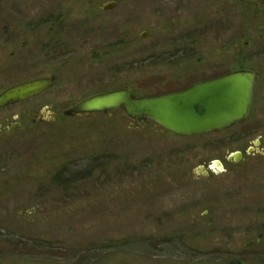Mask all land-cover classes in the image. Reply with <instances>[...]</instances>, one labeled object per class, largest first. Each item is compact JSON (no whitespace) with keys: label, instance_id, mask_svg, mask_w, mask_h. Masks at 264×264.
<instances>
[{"label":"rangeland","instance_id":"rangeland-1","mask_svg":"<svg viewBox=\"0 0 264 264\" xmlns=\"http://www.w3.org/2000/svg\"><path fill=\"white\" fill-rule=\"evenodd\" d=\"M200 1L0 0V93L57 76L0 110V249L264 264V8L204 0L197 23ZM237 70L256 75L253 106L224 131L178 136L122 109L62 115L95 94L156 96Z\"/></svg>","mask_w":264,"mask_h":264},{"label":"water","instance_id":"water-1","mask_svg":"<svg viewBox=\"0 0 264 264\" xmlns=\"http://www.w3.org/2000/svg\"><path fill=\"white\" fill-rule=\"evenodd\" d=\"M115 3L103 6L111 10ZM145 34L141 36L144 38ZM256 75L250 70L196 82L184 90L156 96L136 97L129 87L89 96L62 112L65 117L106 114L122 109L138 125L155 124L162 131L191 137L224 131L244 121L251 112ZM55 75L12 86L0 93V110L33 99L51 89ZM50 119L53 114H48ZM18 125V124H17ZM14 131L13 128H11ZM258 145V141L254 146ZM241 153L229 156L228 162H239ZM221 169L219 162L212 167ZM212 170V169H211Z\"/></svg>","mask_w":264,"mask_h":264},{"label":"flooded vegetation","instance_id":"flooded-vegetation-1","mask_svg":"<svg viewBox=\"0 0 264 264\" xmlns=\"http://www.w3.org/2000/svg\"><path fill=\"white\" fill-rule=\"evenodd\" d=\"M228 6L231 11L237 10V3H253L255 7H261L264 8V0H228ZM184 3V9L189 8L188 0H183ZM201 4H199V16H198V22L200 23L201 17L204 15L205 11V5L204 0L200 1ZM182 7V6H180ZM182 8H178L175 10L182 11ZM264 12V11H263ZM235 15V13H234ZM194 23V22H193ZM192 23V25H193ZM191 25V23H188ZM174 20H172V28H174ZM57 77V76H56ZM55 117V114L52 113ZM130 121L136 123L137 121H133L129 119ZM153 126H156L153 123H150ZM157 127V126H156ZM11 130V128H10ZM12 131V130H11ZM256 244H260V240H256ZM45 245V244H44ZM41 244V246H44ZM248 245H252V242H250ZM247 245V246H248ZM69 256H72V259H69L68 254L65 256L58 255L55 250H49L44 248H38V249H21V250H2L0 249V264H92V258L89 256V249L84 250H73L69 252L70 250H65Z\"/></svg>","mask_w":264,"mask_h":264},{"label":"trees","instance_id":"trees-1","mask_svg":"<svg viewBox=\"0 0 264 264\" xmlns=\"http://www.w3.org/2000/svg\"><path fill=\"white\" fill-rule=\"evenodd\" d=\"M57 179V177L56 178H54V180H56Z\"/></svg>","mask_w":264,"mask_h":264}]
</instances>
